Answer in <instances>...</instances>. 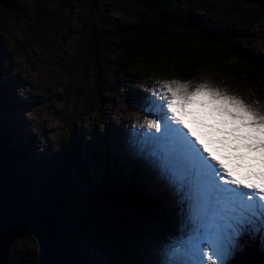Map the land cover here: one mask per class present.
I'll use <instances>...</instances> for the list:
<instances>
[{
    "label": "rangeland",
    "instance_id": "obj_1",
    "mask_svg": "<svg viewBox=\"0 0 264 264\" xmlns=\"http://www.w3.org/2000/svg\"><path fill=\"white\" fill-rule=\"evenodd\" d=\"M20 1L18 19L0 8V137L16 150L17 175L40 199L62 183L79 216L88 215L106 168L119 189L136 187L153 205L139 211L120 200L117 217L134 230L119 235L96 219L64 220L68 264H236L245 228H264V194L238 192L208 171L211 157L191 133L229 142L238 157L230 169L254 175L248 187L264 190V89L201 66L168 81L120 70V43L96 48L91 36L134 25L132 0H73L60 15ZM179 2L264 61V20L241 44L239 20ZM40 257L31 238L10 252L11 264Z\"/></svg>",
    "mask_w": 264,
    "mask_h": 264
},
{
    "label": "trees",
    "instance_id": "obj_2",
    "mask_svg": "<svg viewBox=\"0 0 264 264\" xmlns=\"http://www.w3.org/2000/svg\"><path fill=\"white\" fill-rule=\"evenodd\" d=\"M19 1L8 0L9 6L4 9L14 19H18L20 11L23 10V3ZM38 1L42 9L45 11L52 9L58 15L63 9L71 8L73 4V0ZM115 1L119 4L130 2V0ZM179 1L181 0H132V4H136L139 9L138 21L128 28H118L104 35L95 34L91 36L92 44L99 48L105 44L120 43V70L143 69L148 74H154L153 76L168 81L195 71L201 66L206 71L216 70L232 75L238 81L244 82L246 87L256 85L264 89V61L249 54L239 42L230 40L223 30L210 28L190 11L181 10L178 6ZM187 2L197 11L206 13L216 8L218 12L239 20L246 29L245 32L241 31L239 36L242 40L241 44L246 41L244 39L251 37L249 33L264 20V10L239 0H187ZM5 77L6 74L0 72V81ZM0 141L10 155L11 170L16 173L15 163L12 162L16 158L14 155L16 150L9 148L1 137ZM110 174L109 169L106 168L101 186L96 188L93 194V204L88 215L79 216L74 209V200L62 183L58 182L54 185L46 199H40L26 187L16 173L33 198L50 203L57 218L56 232L62 240V247L54 261L49 262L39 246L40 264H68L69 257L74 256L72 240L63 233L64 220L80 217L83 220L96 219L99 223L103 222L108 226L113 234L119 235L122 231L134 230L128 224L130 219L125 218L123 221L117 217L123 212L118 210L122 208L119 207L120 200H124L131 208L137 206L139 211H150L152 203L142 193L137 192L136 187L121 190L112 182ZM121 225H125V229L120 231ZM262 225L263 222H260L245 228L240 239L241 246L238 253L240 251L241 253L236 264H264ZM32 240L39 245L35 239Z\"/></svg>",
    "mask_w": 264,
    "mask_h": 264
},
{
    "label": "water",
    "instance_id": "obj_3",
    "mask_svg": "<svg viewBox=\"0 0 264 264\" xmlns=\"http://www.w3.org/2000/svg\"><path fill=\"white\" fill-rule=\"evenodd\" d=\"M264 10V0H239ZM8 0H0L6 9ZM0 141V264H11L10 252L21 239H35L49 262L62 247L57 218L49 202L33 198L11 170V160Z\"/></svg>",
    "mask_w": 264,
    "mask_h": 264
},
{
    "label": "bare ground",
    "instance_id": "obj_4",
    "mask_svg": "<svg viewBox=\"0 0 264 264\" xmlns=\"http://www.w3.org/2000/svg\"><path fill=\"white\" fill-rule=\"evenodd\" d=\"M143 122H145L143 119L137 121L139 125ZM183 132L190 136L189 132L184 128ZM191 135L197 140V147L202 149V155L211 157V166H208V171L217 170L215 174L219 177V180H221L220 176L226 178L233 184V187H235L238 192L249 191L253 195L264 194V190H262L261 186L254 188L248 187L256 181L254 175L251 174L250 176L245 174L242 170H238V168L230 169L231 162L236 161L238 157L234 154L229 142L219 138L216 143H213L212 141L200 140L192 133ZM223 161L226 163H223ZM220 182L223 184L222 181Z\"/></svg>",
    "mask_w": 264,
    "mask_h": 264
}]
</instances>
